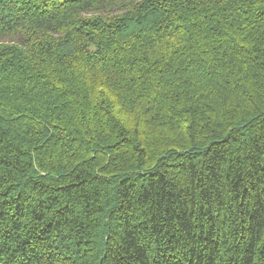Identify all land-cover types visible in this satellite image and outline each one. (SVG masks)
<instances>
[{
    "label": "trees",
    "instance_id": "16d2710c",
    "mask_svg": "<svg viewBox=\"0 0 264 264\" xmlns=\"http://www.w3.org/2000/svg\"><path fill=\"white\" fill-rule=\"evenodd\" d=\"M0 264H264V0H0Z\"/></svg>",
    "mask_w": 264,
    "mask_h": 264
},
{
    "label": "rangeland",
    "instance_id": "374dc122",
    "mask_svg": "<svg viewBox=\"0 0 264 264\" xmlns=\"http://www.w3.org/2000/svg\"><path fill=\"white\" fill-rule=\"evenodd\" d=\"M118 11V10H117Z\"/></svg>",
    "mask_w": 264,
    "mask_h": 264
}]
</instances>
